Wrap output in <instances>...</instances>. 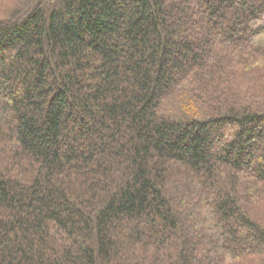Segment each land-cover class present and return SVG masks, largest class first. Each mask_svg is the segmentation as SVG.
Masks as SVG:
<instances>
[{"label": "trees", "instance_id": "trees-1", "mask_svg": "<svg viewBox=\"0 0 264 264\" xmlns=\"http://www.w3.org/2000/svg\"><path fill=\"white\" fill-rule=\"evenodd\" d=\"M0 264H264V0H0Z\"/></svg>", "mask_w": 264, "mask_h": 264}]
</instances>
